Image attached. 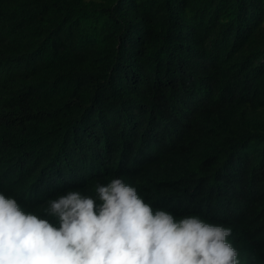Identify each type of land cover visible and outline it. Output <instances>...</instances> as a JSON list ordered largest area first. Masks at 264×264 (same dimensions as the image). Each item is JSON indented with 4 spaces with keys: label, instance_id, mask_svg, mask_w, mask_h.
Segmentation results:
<instances>
[{
    "label": "trees",
    "instance_id": "trees-1",
    "mask_svg": "<svg viewBox=\"0 0 264 264\" xmlns=\"http://www.w3.org/2000/svg\"><path fill=\"white\" fill-rule=\"evenodd\" d=\"M114 178L264 264V0H0V193Z\"/></svg>",
    "mask_w": 264,
    "mask_h": 264
},
{
    "label": "clouds",
    "instance_id": "clouds-1",
    "mask_svg": "<svg viewBox=\"0 0 264 264\" xmlns=\"http://www.w3.org/2000/svg\"><path fill=\"white\" fill-rule=\"evenodd\" d=\"M93 191L48 200L44 216L0 193V264H240L230 227L154 210L123 178Z\"/></svg>",
    "mask_w": 264,
    "mask_h": 264
}]
</instances>
